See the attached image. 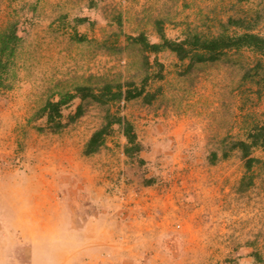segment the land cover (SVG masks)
<instances>
[{"label":"rangeland","instance_id":"374dc122","mask_svg":"<svg viewBox=\"0 0 264 264\" xmlns=\"http://www.w3.org/2000/svg\"><path fill=\"white\" fill-rule=\"evenodd\" d=\"M12 22L22 40L0 86V264H264V147L248 171L234 146L264 125V55L190 65L135 41L264 37V0H0V33ZM105 82L145 95L84 102L71 122L76 99L59 132L35 119ZM108 109L133 124L144 163L119 126L84 155Z\"/></svg>","mask_w":264,"mask_h":264},{"label":"trees","instance_id":"16d2710c","mask_svg":"<svg viewBox=\"0 0 264 264\" xmlns=\"http://www.w3.org/2000/svg\"><path fill=\"white\" fill-rule=\"evenodd\" d=\"M80 20L85 22L87 17ZM160 38L162 41L160 44L149 43L143 35L136 37L135 41L140 43L145 51L152 53L170 50L181 61L190 60V65L220 60L232 50L250 49L264 55V37L251 30H247L240 35L223 34L214 38L194 35L181 42L169 40L161 31ZM21 40L20 29L15 22L9 24L0 33V86H3L4 74L7 71L8 63L14 56ZM144 95V88H133V85L130 84L105 82L98 89L91 86H79L74 92L62 93L57 101L49 100L37 113L35 119L38 117L45 118V128L51 132H59L67 125L64 121V108L76 99L82 100L83 104H80L76 112L70 116L69 121L71 122L84 114V102L91 101L104 106L121 101H130ZM114 126H119L122 129L127 141L125 148L127 157H136L137 160L144 163V159L140 157L144 147L138 140L133 124L125 117L113 114L110 109L107 111L102 127L96 130L87 142L84 155L91 156L99 152L105 145L107 138L114 132ZM40 130L43 131L44 129L40 128ZM234 146L242 152L246 160V168L251 171L254 164L260 162L259 159L252 157V149L264 147V125H255L248 134V140L239 141Z\"/></svg>","mask_w":264,"mask_h":264}]
</instances>
